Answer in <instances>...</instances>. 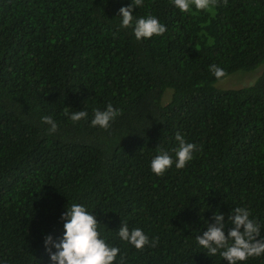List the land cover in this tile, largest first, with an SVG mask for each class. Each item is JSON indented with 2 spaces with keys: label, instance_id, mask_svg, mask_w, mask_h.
<instances>
[{
  "label": "trees",
  "instance_id": "trees-1",
  "mask_svg": "<svg viewBox=\"0 0 264 264\" xmlns=\"http://www.w3.org/2000/svg\"><path fill=\"white\" fill-rule=\"evenodd\" d=\"M130 3L0 0V264H52L45 236L62 239L73 203L120 249L114 264H228L196 236L216 212L227 235L235 207L250 210L264 238V0L191 12L144 0L133 26L153 15L167 31L141 40L119 27ZM211 64L227 75L262 69L247 86L220 89ZM109 103L121 112L111 127L91 126ZM65 108L88 117L74 123ZM177 132L198 148L180 169ZM157 148L173 158L163 176L151 170ZM123 221L157 246L121 239ZM238 264H264V254Z\"/></svg>",
  "mask_w": 264,
  "mask_h": 264
},
{
  "label": "clouds",
  "instance_id": "clouds-1",
  "mask_svg": "<svg viewBox=\"0 0 264 264\" xmlns=\"http://www.w3.org/2000/svg\"><path fill=\"white\" fill-rule=\"evenodd\" d=\"M172 2L181 12H191L192 5L197 11H210L219 5L220 0H172ZM143 3L144 0H132V3L126 7H121L119 16L122 17V23L119 27H132L137 40L149 39L154 35L162 36L167 28L153 15L135 19L133 26V7H142ZM223 4L227 6L228 0H223ZM209 70L218 80L227 75L226 71L216 64L209 65ZM120 114V110L109 103L103 111L94 110L91 126H99L107 130L111 127V122ZM64 115L74 123L88 117V113L84 110L70 114L67 108L64 109ZM41 123L49 125L47 130L49 134L58 131V124L52 116H42ZM175 139L179 142L178 148L174 150L177 158L175 166L180 169L193 159V153L198 151V148L196 144L186 142L179 132L176 133ZM157 151L159 154L152 159L151 170L157 176H163L172 167L173 158L167 150L157 148ZM61 219L65 221L62 239L57 242L53 240L51 234H47L44 240L52 264H114L120 249L109 246L100 237L99 221L85 206L73 203L62 213ZM214 221L207 224V231H204L203 235L196 236L198 244L207 249L209 256H215L219 251L220 256L228 261V264H238L264 254V238L257 239L260 236L261 226L250 218L249 209L245 207L233 209L228 216V221L234 227L228 230L227 235L224 231L226 226L224 215L220 212L214 213ZM118 235L138 250H142L146 245L155 247L159 243L158 237L150 241L140 228L130 230L126 221H123L119 227ZM52 247H55V252L52 251ZM221 249L223 251H220Z\"/></svg>",
  "mask_w": 264,
  "mask_h": 264
},
{
  "label": "rangeland",
  "instance_id": "rangeland-1",
  "mask_svg": "<svg viewBox=\"0 0 264 264\" xmlns=\"http://www.w3.org/2000/svg\"><path fill=\"white\" fill-rule=\"evenodd\" d=\"M262 69L261 64L256 66L250 71H235L229 75L223 77L222 79L214 83V87L225 89V88H239L247 86L256 79V76L260 74ZM171 89L166 88L163 93V102L167 101L170 95Z\"/></svg>",
  "mask_w": 264,
  "mask_h": 264
}]
</instances>
